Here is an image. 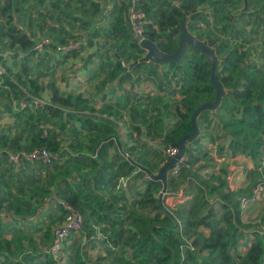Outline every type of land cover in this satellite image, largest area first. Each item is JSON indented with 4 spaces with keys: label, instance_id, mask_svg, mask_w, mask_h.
Returning <instances> with one entry per match:
<instances>
[{
    "label": "crops",
    "instance_id": "0c3cea01",
    "mask_svg": "<svg viewBox=\"0 0 264 264\" xmlns=\"http://www.w3.org/2000/svg\"><path fill=\"white\" fill-rule=\"evenodd\" d=\"M118 1L0 0V148L7 152L24 151L25 144L21 141L18 142V150L6 147L20 134L24 139V127L29 128L27 133L30 138V132H35L36 128L37 133L43 131V136L49 133L50 112L54 115V111L30 106V109L21 112V88L46 102L45 105L52 106L51 109L64 113L63 125L59 127L60 134H64V142L60 143L63 155L56 160L58 166L66 164L67 152L71 155L77 153L75 173L71 174L72 177L69 175L66 181L74 187L81 201L85 200L83 197L86 195H101L116 210L118 206L127 209L136 199L133 196H139L143 187V182L139 180L141 177L142 181L146 179L142 166H154L155 172L160 168L162 171L165 158L161 149L168 133L179 122V110H182L179 103L182 96L175 82L178 77L172 78L174 71L168 63L148 59L145 48L139 52L127 45L133 39L128 34L124 13V28L114 31ZM243 9L244 4L235 13L247 11ZM94 10L98 11L93 13ZM14 28L25 34L32 44L44 36L50 37L52 44L42 52H34L32 45L14 42V35L17 34ZM78 37L86 38V44L80 51L62 54L55 50L56 44ZM242 45L249 46L251 43L243 42ZM176 63L180 65V61ZM151 70L155 71V75L149 74ZM181 73L185 79L186 72ZM68 112H73L72 119L67 118ZM89 116L100 124L102 130L107 129L106 134L99 131L88 133L83 128L82 120ZM228 116L222 109L198 114V134L184 140L185 149H188L185 154L189 153L196 160L200 157L196 154L200 148L214 152L220 144L224 152L216 163L224 160L222 156L233 159L241 155H226L230 136H223L221 127ZM215 133L223 138L217 140ZM4 141L8 143L4 144ZM70 144L75 147L74 151L70 149ZM125 153L129 154L128 158L124 156ZM198 160V163L202 162V158ZM129 165L134 166V169L127 173ZM45 170V165L38 161L10 163L0 158L1 179L11 186V196L26 197V201L37 207L33 214L19 216L12 209H7L5 203L1 205L0 240L4 238L12 241L16 238L17 241L22 236V245L30 247L34 255L45 252L53 230L63 219L60 208L53 204L38 211L45 196L54 193L62 197L60 194L69 191L62 176L58 174L57 179L53 180L52 174L56 172ZM139 171L144 172V175ZM122 177L127 182L125 186H118ZM171 177L178 178L166 170V181ZM229 177L228 174L226 178ZM155 178L161 181L160 177ZM187 180L190 181L189 178ZM56 188H60V194ZM44 190L47 192L43 195ZM85 192L88 194L85 195ZM180 194L181 189L169 193L164 200L166 205L175 206L182 218H186L195 212L197 194ZM243 211L242 219L246 222ZM88 212H85L87 224L79 233H73L71 239L76 243V239L84 237V241L87 239L93 244H102L106 248L102 251L105 255L109 249L114 250L112 241L106 235L108 231H102L111 228L110 224L97 220ZM124 227H127L126 224ZM47 231L51 234H47L46 238ZM251 239V236L246 237L239 249L241 253L245 252ZM16 260L15 256L0 251V264H14ZM39 260H43V257H39Z\"/></svg>",
    "mask_w": 264,
    "mask_h": 264
},
{
    "label": "trees",
    "instance_id": "16d2710c",
    "mask_svg": "<svg viewBox=\"0 0 264 264\" xmlns=\"http://www.w3.org/2000/svg\"><path fill=\"white\" fill-rule=\"evenodd\" d=\"M128 1H118L117 19L113 25L114 31H120L124 28L122 13L125 14ZM173 1L137 0V7L144 11L146 16L145 37L154 42L161 52L168 54L176 51L178 35L181 32V26L185 25L184 23L186 25L189 23L187 26L189 31L198 27L191 26L190 20L196 19L204 24L208 23L207 18L201 17L195 12L197 2L178 0L180 6L175 7ZM223 1V5L229 1L231 3L241 2L240 0ZM247 5L248 10L239 13L243 17L244 25H251L252 27L255 24V26L264 29V17L258 11L254 12L253 7H251V0H247ZM97 11L94 10L93 13ZM252 16H256V18L252 19ZM223 26L224 29H228L226 24ZM230 30L233 35H240L235 26L231 25ZM14 33H17L14 35V42L24 46L32 45L25 34L17 31L16 28H14ZM197 38L201 39V36ZM243 41L247 42L244 39ZM204 43L211 48L214 47L213 50L216 54L217 51L220 53L219 47H215L212 41H205ZM261 44L264 49V40ZM127 45L134 47L139 52L144 48L140 47L134 40H130ZM262 55H264V50ZM241 57L239 48L234 47L226 53L222 50V58L218 61L217 79L224 90L219 109L229 115L222 122L221 131L223 136L225 134L230 136L226 155L234 157L240 153L250 158L255 164L248 171L249 177L253 178L252 187L254 188L264 184V69L257 67V63L252 62V60L247 63L241 62ZM179 61L180 65L176 62L167 64L174 71L172 78L178 77L175 82L178 84L179 93L182 95L180 101L182 110H179V122L175 124L165 138V145H177L182 135L190 133L192 131L190 116L193 111L200 103L213 101L215 97V87L210 82L211 66L207 58L199 50L192 48ZM182 71L186 72L185 79L182 78V73L180 74ZM149 74L155 75V71L151 70ZM19 91L22 94L20 99H26L27 96L23 90L20 88ZM43 107L48 108L49 111H54L55 116L62 118L63 112L51 109L47 105ZM28 108L31 107L28 106L20 110L24 112ZM72 114L73 112H69L68 115L73 116ZM82 125L88 133L99 131L101 134H106L107 131L106 128L102 130L100 124L94 122L90 116L82 120ZM19 141V137H15L6 147L18 150ZM6 143L8 142L4 141V144ZM69 147L71 150H75L73 144H70ZM34 148H47L50 152L57 154V158L63 155L60 138L56 132H49L47 136H43V131L40 130L37 133L36 128L35 132H31V139L27 140L23 150L30 151ZM187 154L185 166L181 167L176 175L178 178L171 177L166 181L167 187H174L176 181L181 179L182 173H184L183 181L191 184L192 190L190 192L197 194L195 212L186 218H182L178 209L174 210L175 212L165 210V200H159L156 197V191L162 188V183L159 180H143L139 197L127 209L121 207L116 210L115 206L104 200L101 195L96 197L86 195L88 193L85 192L86 196L83 199L90 202L81 201L74 187L67 183L66 180L70 171L75 168V164L70 162L76 160L77 153L76 155L72 154L70 158L66 155V164L58 166V160H55L50 168H46L45 171L56 172V174H52L53 180L57 179L58 176L56 175L58 174L63 177L64 184L67 183L69 191L66 194H60V188H56V192L83 215L82 226L87 224L85 221L87 210H89L88 215L110 224L111 228H105L102 231L105 233L108 231L106 235L112 241L111 246L114 248L112 250L114 252L110 251L108 255H111L113 264H264V231H262L261 225H253L243 221L242 209L235 198L238 193L229 188L226 180L217 184H211L209 179H203L199 182L195 177V171L198 170H192L195 160L189 153ZM3 158L7 159L5 156ZM257 161H260V164ZM133 169L134 166L129 165L127 173L132 172ZM140 173L144 175V172L140 171ZM186 178H189L192 183ZM188 189L190 188H187L186 191ZM46 192L44 190L42 194L44 195ZM213 195L219 199V214L214 212L211 205L210 198ZM3 200L0 199V206ZM113 201L115 203L114 199ZM4 203L6 208L12 209L15 215H20L23 212L30 215L37 209L31 204L32 202L23 200L19 196H11ZM124 224L128 228L124 227ZM47 234H51V232L47 231L46 238ZM72 234L73 232L68 237ZM247 236H251L252 239L250 244L246 245L245 252L241 253L239 249ZM21 238L24 239L22 236L19 237V239ZM15 239L12 241L4 238L0 240V251L15 256L17 260L14 264H59V257L53 259L47 253L52 236L45 252L35 255V252L29 250L30 247H24L22 242L15 241ZM121 248L130 251L128 258L124 257L123 254L120 255L119 250L121 251ZM39 257H43V260H39ZM98 260L100 258H97ZM74 262L75 264H89L78 254Z\"/></svg>",
    "mask_w": 264,
    "mask_h": 264
},
{
    "label": "rangeland",
    "instance_id": "374dc122",
    "mask_svg": "<svg viewBox=\"0 0 264 264\" xmlns=\"http://www.w3.org/2000/svg\"><path fill=\"white\" fill-rule=\"evenodd\" d=\"M186 1L187 2H190V1L191 2H197L198 4H197L195 12L199 16L207 18V20H208L207 24H204L203 22H199V20H196V19L193 21L190 20L191 26H198V27L195 28L194 30L189 31L187 28V26H189V23L187 25H186V23H184L186 25L187 30L189 31V33L192 36H194L196 38L198 36H201V39L199 38V40L201 42H205V41L211 42L212 41L215 47H219L220 53H218V51H217V54L213 50L214 47L213 48L210 47L214 51L215 55L217 56L218 61L220 60V58H222V50H224L226 53L227 51H229V49H232L234 47L240 48V46H241L242 49L240 51L241 52L240 54L242 57H241L240 61L245 62L247 60V62H248L249 60H252V62L257 63V67L264 69V67H263L264 55H262V52L264 49L262 48V44H261L264 40L263 39L264 38V29L260 26L259 27L255 26V24H253L252 27L244 25L243 17H241V15H239V12L235 13V9L243 7L242 0H240L241 2H237V3H234V2L231 3L229 1V3H225L224 5H223V2H224L223 0H186ZM251 7H253L254 12L258 11L260 13V15L262 17H264V0H251ZM254 17L256 18V16H252V19H254ZM224 24L227 25V28L229 30L224 29V26H223ZM231 25L235 26V28L240 32L239 36L232 34V31L230 30ZM246 33H248V35H246ZM243 39L245 41L249 42V44L251 43V45H249V46L248 45H246V46L242 45V43L244 42ZM250 39H251V41H250ZM235 40H238V41L235 42ZM240 40H241V43H239ZM224 44H227V45L223 46ZM191 49H192V47H190V45H187L185 53L189 52ZM191 54H193V53H191ZM135 58L136 57H134L132 59H135ZM179 95H181V94H179ZM181 99H182V97L180 98L179 103H180ZM47 106H49V105H47ZM50 107H52V106H50ZM218 108H216L214 110L205 109L202 112H212V111L218 112L219 111ZM50 114H51V121H50L51 123L49 124L50 129H47V133L48 132H56L60 138V143L64 142V134L63 133L60 134V130H59L60 125H63L64 119L62 120L61 117L53 115V112H50ZM68 114H69V112L67 113V115ZM67 118L72 119V116L68 115ZM68 119H65V122H68ZM171 119H173V118H171ZM23 130H26V132L24 134V139L21 138L22 134H20V136H18V137L22 143L26 144L27 140L31 139L27 133L29 131V128L24 127ZM30 134H31V132H30ZM215 137L217 140L220 137L223 138L222 135H218L216 133H215ZM165 146H167V145H164L162 147V149ZM219 146H220V144H218L216 146L214 152H212L210 150L203 151L200 148V151H198L196 153L197 155L200 156L196 160L194 159L195 160L194 161V169H192L193 171L198 170V171H195L196 172V175H195L196 179L199 182L203 179H205V180L209 179V182H211V184L212 183L217 184L219 182L226 180L229 188L233 191H236L238 194H241V195L246 194V193L250 194L251 192H253L254 189L259 188L260 189L259 193L256 196H254V198L246 205L245 210L243 211V214H244V218L246 219V222L251 223L253 225L259 224V225H261V229H262L264 227V184L253 188L252 187L253 178H250L249 174H248V171H250L254 167L255 164L254 163L252 164L251 159L246 157V156H243L242 154L237 155L238 157H235L233 159L228 158L227 156H222L224 158V160H220V163H216L217 159L221 158L220 156H221V154L223 155V152H224V148L219 147ZM221 146H222V144H221ZM66 155L69 158L71 157V154L68 152ZM200 158H202V160H201L202 162L198 163L200 161L198 159H200ZM257 162H258V164H260V161H257ZM70 163H74V162H70ZM250 166H252V167H250ZM45 168H47V167H45ZM142 168L145 169V172H147L146 174H148L149 176L159 177L161 174V168L158 169L157 172L154 171V166H146V167L142 166ZM65 169H62V170H65ZM200 172H201V174H200ZM74 173H75L74 169L71 170L70 171V177H72L71 174H74ZM139 173H140V171H139ZM140 174H142V173H140ZM183 174L184 173H182L181 179L176 181V184L174 185V187H171V188L167 187L168 193L173 194L174 191H178L179 189H181L180 195H182L184 193H190V190H192V186H191V184H188L187 182L183 181L184 177H185ZM228 174L230 175V177H229L230 179L226 178ZM56 176H58V175H56ZM6 177L10 178L12 180V178L9 175H7ZM139 181L143 182L142 177H141V180H139ZM2 185H3V187H5V189H3ZM10 188H11V186L2 180L1 175H0V199H4L2 202V205H4V202L6 201V199L11 198V193L9 191ZM187 188H190V189H188V191H186ZM6 189H7V191H4ZM50 195H55V194L51 193ZM19 197H21V196H19ZM133 197L137 199L139 196L134 195ZM170 197H171V195H170ZM179 198H180V196H179ZM22 199L26 200V197H22ZM210 201H211V205H212L214 212L219 214L220 208H219V204H218V201H219L218 197L216 198V196L213 195L210 198ZM165 204L166 203L164 201V205ZM119 208H121V207L118 206V209ZM165 210H167V211L170 210V211L175 212L177 209L175 208V206L170 207L169 205L168 206L166 205ZM26 214H29V213L23 212L20 215H26ZM22 222H23L22 224H24V221H22ZM82 228H83V226L81 227V229ZM127 228H128V226H127ZM81 229L79 231H77L76 233H79L81 231ZM73 233H75V232H73ZM71 238H73V237H71V236L68 237L65 244H64V249L62 250L61 254L59 255V261H58L59 264H75L74 261H75V257L77 254L79 256H81V258H83L89 264H113L111 255H107L110 253V251H112L111 249H109L107 251L108 253L106 252L105 255H103L102 251L104 252V249H106V248L102 244L96 245V244L91 243V241L88 242L87 239H86V241H84V237L76 239V243L75 242L73 243ZM22 240H23L22 238L19 239V241H21L23 243ZM83 242H86V243L83 244ZM112 252H114V251H112ZM117 252H118V250H117ZM119 253H120V255L123 254L124 257H126V258H128L130 256V251H127L126 249L124 250L123 248H121V251L119 250ZM8 255L12 256L11 254H8ZM97 258H100V260L97 261Z\"/></svg>",
    "mask_w": 264,
    "mask_h": 264
},
{
    "label": "built area",
    "instance_id": "2783aa9c",
    "mask_svg": "<svg viewBox=\"0 0 264 264\" xmlns=\"http://www.w3.org/2000/svg\"><path fill=\"white\" fill-rule=\"evenodd\" d=\"M173 5L175 7L180 6V2L178 0L173 1ZM125 23L127 26L128 34L129 36L138 44L141 45L142 42L147 39L145 37V23H146V16L144 11H142L140 8L137 7V0H129L126 5V11H125ZM52 44V40L48 36L41 37L37 39L32 44V50L34 52H42L44 49L49 47ZM86 44V38L85 37H78L75 39H72L70 41L59 43L55 45V50L62 54H72L74 52H78L81 50V47ZM142 46V45H141ZM23 90V89H22ZM25 95L27 96L26 99H22L19 102V108L25 109L28 106L33 107H43L46 102L39 99L38 97L31 95L27 92H25ZM163 156L165 158L164 164L165 166L169 162L176 159V157L179 154V147L178 145H167L163 149H161ZM76 155V153H74ZM5 156L7 160L10 163H19L22 161L29 162V161H38L42 163L45 166L52 165V163L56 160L57 155L50 152L47 148H34L30 151H16V152H7L4 149L0 148V158ZM124 156L126 158L129 157V154L125 153ZM187 162V155L184 153L179 159H177L175 162H173L168 170L170 171V174L173 176H176L181 167L185 166ZM147 173V172H146ZM146 179H153L157 180L155 176H149L148 174H145L144 176ZM127 182L126 178H120L118 181V186H125ZM162 183V188L156 191V197L159 200H164L166 196L169 194L167 192V185L166 182ZM259 188H256L253 190L252 193H246V194H238L235 198L239 202V205L242 209V211L245 209L246 205L259 193ZM43 205L38 210L40 211L44 206L47 207L51 204L57 206L61 210V214H63V219L58 227L55 228L52 234V241L47 249V253L50 257L53 259H56L59 257V254L61 253L64 242L72 232L79 231L82 224L84 217L83 215L75 210L70 203H68L63 198L56 196V195H47L44 198V201L42 203ZM262 231H264V228H262Z\"/></svg>",
    "mask_w": 264,
    "mask_h": 264
},
{
    "label": "water",
    "instance_id": "95a60500",
    "mask_svg": "<svg viewBox=\"0 0 264 264\" xmlns=\"http://www.w3.org/2000/svg\"><path fill=\"white\" fill-rule=\"evenodd\" d=\"M244 9L248 10L247 0H243ZM147 50V58L154 59L158 62L163 63H170V62H177L179 61L185 54L186 46L190 45V47L199 50L204 56L207 57V60L211 66V74H210V82L215 87V97L213 101H205L200 103L197 108L193 111L190 116V123L192 127V131L188 134L182 135L177 142V145L180 149L178 156L173 161L169 162L165 166L162 167V171L160 174V178L163 183L166 182V170H168L169 166L179 159L186 151L184 140L187 138H192L198 134V126L196 123V117L200 114L203 110L209 109L214 110L218 108L221 104V98L224 95V90L220 82L217 79V65L218 60L214 53V51L206 45L204 42H201L196 37L192 36L189 31L187 30L185 25L181 26V32L178 35V42H177V49L175 52L171 54L162 53L154 42L149 39H145L141 44ZM157 179V178H156Z\"/></svg>",
    "mask_w": 264,
    "mask_h": 264
}]
</instances>
